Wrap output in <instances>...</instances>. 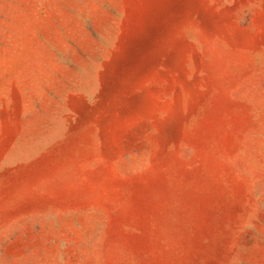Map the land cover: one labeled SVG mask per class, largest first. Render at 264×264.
I'll return each mask as SVG.
<instances>
[{"label": "rangeland", "instance_id": "1", "mask_svg": "<svg viewBox=\"0 0 264 264\" xmlns=\"http://www.w3.org/2000/svg\"><path fill=\"white\" fill-rule=\"evenodd\" d=\"M0 264H264V0H0Z\"/></svg>", "mask_w": 264, "mask_h": 264}]
</instances>
